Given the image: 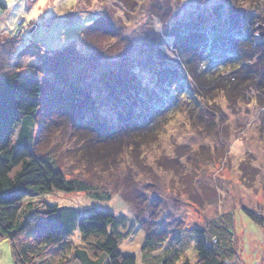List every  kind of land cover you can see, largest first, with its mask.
<instances>
[{
	"label": "trees",
	"instance_id": "16d2710c",
	"mask_svg": "<svg viewBox=\"0 0 264 264\" xmlns=\"http://www.w3.org/2000/svg\"><path fill=\"white\" fill-rule=\"evenodd\" d=\"M116 1L125 10L124 17L112 11V0H78L77 13L97 15L81 39L93 59L86 60L76 48L62 56L66 63L83 58L80 62L88 65L104 58L124 60L109 73L101 71L105 90L115 99L116 120L73 121L69 140L74 138L76 147L66 153L74 152L71 158L77 165L71 158L64 163L60 157L65 152L55 157L48 148L51 129L36 125L44 88L36 76L14 66L10 51L17 42L1 46L0 241L10 242L14 264H137L135 256L120 251L126 236L123 216L97 209L86 215L37 198L62 192L109 201L121 194L127 204L139 208L151 193L149 202L157 201L158 206L161 189L152 182L165 174L180 184L190 180L191 159L192 167H198L200 160L219 155L222 140L242 130L234 126L232 116L247 115L258 106L256 128L262 129L264 141V39L255 28L256 23H264V1L209 0L202 10L181 18L175 8L183 9L184 0L176 4V0H148L149 15L159 31L152 21L150 30L147 23L136 20L134 28L140 27L134 32L126 22L140 17V0ZM190 1L195 5L196 0ZM173 128L197 131L203 138L199 149L184 158L155 151ZM206 141L216 146L212 155L207 153L211 146ZM246 166L250 168L241 163L243 175ZM145 176L151 179V189ZM182 184L189 186L187 181ZM191 196L203 206L197 195ZM242 212L264 227L260 214L247 208ZM234 215L224 213L203 226L184 228L172 238L149 229L142 245L143 264H192L187 258L192 245L195 264H235L239 260ZM75 234L83 246L73 241ZM157 251H161L158 256Z\"/></svg>",
	"mask_w": 264,
	"mask_h": 264
},
{
	"label": "rangeland",
	"instance_id": "374dc122",
	"mask_svg": "<svg viewBox=\"0 0 264 264\" xmlns=\"http://www.w3.org/2000/svg\"><path fill=\"white\" fill-rule=\"evenodd\" d=\"M149 1L137 2L140 11L137 14L140 17L130 23L126 22L130 31L134 32V29L145 23L150 29L151 21L159 31L155 23L157 21L151 20L149 15ZM185 2L183 9L175 8L181 18L192 16V13L202 10L212 1L196 0L195 5L190 0H184L183 4ZM111 4V8L114 7L112 11L124 17L125 10L123 13L117 1L112 0ZM77 6L78 0H0V50L4 43L16 41L15 48L10 51L14 57V66L21 72L36 76L43 85L44 104L36 125L51 129L47 134L50 141L48 148L56 153L55 157L76 147L75 139L69 140L75 119L97 117L112 122L117 118L115 99H110L105 90L102 72L106 70L109 73L117 69L124 64V60L104 58L101 62L88 65L80 62L83 58L66 63L62 57L65 51L72 48L82 50L81 54L87 56L86 60L92 54L91 50L83 47L81 39L82 32L96 20L97 15L93 12L77 13ZM171 17L176 18L174 14ZM128 19L123 18L125 21ZM136 20H139L140 25L134 28ZM258 24L264 25L262 22ZM163 49L167 50V47ZM258 112V106H252L251 113L231 117L234 126L242 127V130L232 139L219 143V155L213 154L216 150L213 147L216 146L206 141L211 146L207 150L208 155L214 156L204 162L200 160V168L192 167L194 159H191L190 167L187 165L192 169L190 180L182 181H187L189 186L180 184L179 179L166 174L160 176L159 181L154 180L152 183L161 189V198L155 194L161 200L158 206L155 205L157 201L149 202L152 199L151 193L147 204L139 208L127 204L121 194H116L109 201H98L84 193L53 192L41 195L37 200L59 207L76 208L86 215L92 209H97L123 216L126 218V236L120 251L135 256L137 264H143L142 245L149 229L164 231V234L172 238L184 228L203 226L210 219L234 212L235 247L239 260L235 264H264V227L252 222L242 212L243 208H247L264 218V141L260 137L262 129L256 128ZM179 129L174 131L173 128L160 146H154V150L169 157L181 155L184 158V154L190 153V150L199 149L202 136L191 128ZM74 155V152L71 155L66 153L60 158L67 163L68 158ZM72 158L70 160L74 162ZM242 162L250 164V168L246 166L248 172L244 175L240 168ZM76 165L74 169L78 168ZM145 177L148 178L145 179L149 184L148 189H151V179ZM191 194L197 195L203 206L194 203ZM73 241L83 246L79 235L75 234ZM160 252L157 251L155 255H160ZM187 256L195 264L193 245ZM0 264H14L8 240L0 241Z\"/></svg>",
	"mask_w": 264,
	"mask_h": 264
},
{
	"label": "water",
	"instance_id": "95a60500",
	"mask_svg": "<svg viewBox=\"0 0 264 264\" xmlns=\"http://www.w3.org/2000/svg\"><path fill=\"white\" fill-rule=\"evenodd\" d=\"M256 34L260 37V38H262V39H264V25H262V24H258V25H256Z\"/></svg>",
	"mask_w": 264,
	"mask_h": 264
}]
</instances>
